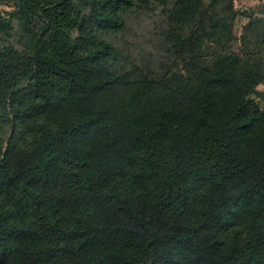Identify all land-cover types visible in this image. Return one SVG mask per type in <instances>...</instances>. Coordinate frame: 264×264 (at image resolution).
<instances>
[{
    "label": "trees",
    "instance_id": "1",
    "mask_svg": "<svg viewBox=\"0 0 264 264\" xmlns=\"http://www.w3.org/2000/svg\"><path fill=\"white\" fill-rule=\"evenodd\" d=\"M151 1L175 53L158 79L111 71L96 36L134 0H18L0 122L33 125L0 141V264H264V5Z\"/></svg>",
    "mask_w": 264,
    "mask_h": 264
},
{
    "label": "rangeland",
    "instance_id": "2",
    "mask_svg": "<svg viewBox=\"0 0 264 264\" xmlns=\"http://www.w3.org/2000/svg\"><path fill=\"white\" fill-rule=\"evenodd\" d=\"M33 5L42 6L51 4L58 0H29ZM74 9L82 7L85 0H69ZM135 6L125 9L120 17L124 27L119 32H100L96 34L100 41L106 43L113 51V56L107 63L108 68L116 73H126L133 79L148 78L158 79L165 73L175 69V53L169 34V23L166 22L157 6L151 0H134ZM245 6L254 11L260 10L264 0H243ZM18 0H0V19L10 22V29L6 35H0V47L11 45L19 52L27 50L30 36L27 26L16 14ZM21 6V4H19ZM30 28L38 26V21L32 18ZM240 33L239 28L234 30ZM258 97L256 101L264 108V79L257 86ZM32 122H18L14 127L10 124L0 122V141L5 145L10 139L27 142L32 133ZM77 147L88 158H95L93 152L82 144ZM232 229L243 227L245 224V213L243 209H236L232 216Z\"/></svg>",
    "mask_w": 264,
    "mask_h": 264
},
{
    "label": "built area",
    "instance_id": "3",
    "mask_svg": "<svg viewBox=\"0 0 264 264\" xmlns=\"http://www.w3.org/2000/svg\"><path fill=\"white\" fill-rule=\"evenodd\" d=\"M264 5V4H263ZM235 8H238V5H237V3L235 2Z\"/></svg>",
    "mask_w": 264,
    "mask_h": 264
}]
</instances>
